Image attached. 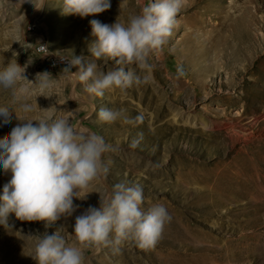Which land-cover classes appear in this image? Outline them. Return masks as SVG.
<instances>
[{
    "label": "rangeland",
    "instance_id": "rangeland-1",
    "mask_svg": "<svg viewBox=\"0 0 264 264\" xmlns=\"http://www.w3.org/2000/svg\"><path fill=\"white\" fill-rule=\"evenodd\" d=\"M109 2L105 12L80 18L64 15L62 0H43L41 9V0H0V63L16 59L34 83L45 71L57 78L67 65L48 69L33 52L35 43L44 41L50 54L68 61L73 54L88 56L91 20L126 23L152 0ZM177 19L163 50L147 58L154 82L100 98L70 79H60L59 89L45 97L40 89L33 92L27 116L41 117L40 109L53 107L82 132L103 137L110 145L102 157L109 171L73 201L78 207L72 216L54 225L10 214L13 227L0 225V264H36L28 234L63 227L75 243L76 216L98 207L120 182L142 187V209L162 204L171 219L154 248L142 249L129 237L86 248V264H264V0H184ZM96 62L105 72L118 67L108 58ZM12 100L11 91L0 87V104ZM12 107L18 117L25 115L19 104ZM101 108L143 119L105 123L98 119ZM17 123L15 113L8 124L0 118V138ZM10 178L0 168V195Z\"/></svg>",
    "mask_w": 264,
    "mask_h": 264
},
{
    "label": "clouds",
    "instance_id": "clouds-1",
    "mask_svg": "<svg viewBox=\"0 0 264 264\" xmlns=\"http://www.w3.org/2000/svg\"><path fill=\"white\" fill-rule=\"evenodd\" d=\"M43 6L41 0L39 9ZM183 6L184 0H152L139 13L130 15L126 23L116 20L109 25L91 20L93 42L88 46L89 55L73 54L70 61H64L67 66L57 78L45 71L36 74L34 83L27 79L26 67L16 59L0 63V87L10 90L13 97L10 104H0V118L8 124L15 113L18 121L8 135L0 138V168L11 174L0 195V225L13 227L8 221L10 214L22 222H44L45 228L54 225L62 217L72 216L78 207L73 201L82 199L81 193L106 178L109 171L102 157L110 145L103 137L82 132L70 117L57 116L58 110L53 107L40 109L36 103L45 115L27 116L34 110L27 102L33 92L40 89L44 96L45 92L59 89L60 79H70L74 84L82 82L89 95L100 98L106 91H126L154 82L153 66L147 58L163 50ZM109 8V0H62V13L80 18L96 16ZM102 58L113 60L118 67L101 70L96 61ZM132 65L135 68L128 67ZM73 67L78 71L72 72ZM178 72L184 74L182 69ZM13 104H19V111L25 115L18 117ZM98 119L105 123L118 119L135 123L143 117L129 119L119 110L101 108ZM143 202L142 187L116 183L106 190L103 199L100 197L98 207L90 206L76 216L70 234L75 243L68 242L62 234L63 227L51 234L24 237L33 245L36 264H86V248L118 245L129 237L140 248L151 249L161 239L171 217L162 204L145 211Z\"/></svg>",
    "mask_w": 264,
    "mask_h": 264
},
{
    "label": "built area",
    "instance_id": "built-area-1",
    "mask_svg": "<svg viewBox=\"0 0 264 264\" xmlns=\"http://www.w3.org/2000/svg\"><path fill=\"white\" fill-rule=\"evenodd\" d=\"M33 48L36 50V54L40 56V58L46 61V64L48 66V69H52V68H56L58 66H64L66 65V62L63 61H57L55 60L54 56L52 55V57H44V53L41 52V48H40V41H38L37 43H35L33 45Z\"/></svg>",
    "mask_w": 264,
    "mask_h": 264
},
{
    "label": "bare ground",
    "instance_id": "bare-ground-1",
    "mask_svg": "<svg viewBox=\"0 0 264 264\" xmlns=\"http://www.w3.org/2000/svg\"><path fill=\"white\" fill-rule=\"evenodd\" d=\"M41 45L45 46V47H41ZM40 48H41V52L44 53V57H52V55L54 56L55 60L57 61H68L67 57L66 56H63V55H55V54H50L49 50H48V47L46 45V43L44 41H40ZM237 50V49H236ZM239 51V50H238ZM33 52L36 54V50L33 48Z\"/></svg>",
    "mask_w": 264,
    "mask_h": 264
}]
</instances>
